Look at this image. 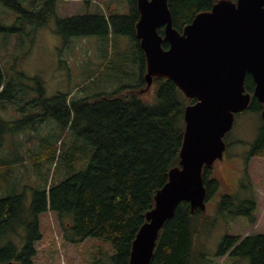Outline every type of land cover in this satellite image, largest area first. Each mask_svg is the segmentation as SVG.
<instances>
[{
  "label": "trees",
  "instance_id": "16d2710c",
  "mask_svg": "<svg viewBox=\"0 0 264 264\" xmlns=\"http://www.w3.org/2000/svg\"><path fill=\"white\" fill-rule=\"evenodd\" d=\"M57 1L0 0V4L14 10L19 19L35 24L37 30L45 27L55 15ZM81 1L87 4L91 0ZM216 1L168 0L173 27L181 32L198 12L209 10ZM124 2L128 12L122 15L107 9L106 12L59 18L57 32L65 40L91 35L102 39L109 35L128 37L131 44L120 56L124 64L138 65L135 84L122 86L111 94L83 98H69L70 94L46 98L40 86L38 97L31 99L26 93L22 94V85L7 78L0 67V109L23 102L16 108L22 115L20 119L5 121L0 118V153L7 137L13 140L31 129L35 122L53 119L60 126V133L48 159L56 167L59 162L64 163L65 172L70 173L60 182L53 178L48 182L47 177L44 178L30 201L23 191L16 193L14 190L0 197V264L9 261L34 264L35 244L41 239L39 217L46 211L60 220L67 241L102 239L114 252L108 256L110 264H129L132 243L146 221V214L154 207L156 192L168 181L170 170L179 165L184 110L195 100L186 98L166 78H153L147 87L144 55L135 34L139 19L137 0ZM158 32L162 35L163 29ZM162 46L168 48L167 43ZM244 85L252 94L255 85L250 75H246ZM148 93L151 99L145 98ZM261 110L262 105L252 97L246 111L261 118ZM261 120L250 157H264V120ZM69 127L73 133L67 144ZM89 154L86 167L78 170L76 165ZM11 164L0 154V181L6 184L4 192L12 185L6 177L12 170ZM211 169H203L206 205L220 189V182L211 175ZM237 203L235 197L223 194L216 210L247 216L254 223V199ZM198 216L204 218L205 214L200 210L191 213L189 203L181 202L160 230L150 264H199L200 255L193 244L196 232L191 225ZM66 218L71 219V224L63 223ZM221 246L217 256L230 250V256L248 259L250 264H264V235L225 238Z\"/></svg>",
  "mask_w": 264,
  "mask_h": 264
},
{
  "label": "rangeland",
  "instance_id": "374dc122",
  "mask_svg": "<svg viewBox=\"0 0 264 264\" xmlns=\"http://www.w3.org/2000/svg\"><path fill=\"white\" fill-rule=\"evenodd\" d=\"M128 12L124 0H58L55 15L45 27L35 30L33 23L19 19L17 13L0 4V67L5 76L22 85V94L33 99L38 97L41 86L46 98L58 94H70L69 98H83L99 93L111 94L122 86L138 82V65L124 64L122 54L128 51L131 41L122 35L85 36L65 40L57 32V19L93 14L97 11ZM119 66L122 68L117 69ZM24 97V96H23ZM151 99V93L145 97ZM23 102L0 109V118L14 121L21 118L16 110ZM237 115V114H236ZM262 125L258 114L238 113L233 127L225 137L227 149L220 161L214 163L211 175L220 182V189L207 202L205 217L192 220L196 232L194 247L200 255L199 264H250L245 258L230 256V250L217 256L226 238L259 234L264 235V157H250ZM60 133V126L53 119L35 122L32 128L15 136L7 137L1 155L10 161L12 170L7 173L11 187L0 181V197L12 191L24 192L27 201L33 191L47 177L60 182L70 175L65 164L57 167L50 162L51 151ZM73 130L66 131L70 141ZM91 154L77 166L86 167ZM223 194L240 200L254 199V223L250 218L235 213H220L216 205ZM205 219V220H204ZM41 239L35 244L37 254L34 264H110L108 256L114 254L109 243L102 239L87 238L69 242L64 238L62 225L56 215L46 211L39 217ZM66 218L64 224H71Z\"/></svg>",
  "mask_w": 264,
  "mask_h": 264
},
{
  "label": "water",
  "instance_id": "95a60500",
  "mask_svg": "<svg viewBox=\"0 0 264 264\" xmlns=\"http://www.w3.org/2000/svg\"><path fill=\"white\" fill-rule=\"evenodd\" d=\"M137 10L147 87L153 78H166L195 100L184 110L179 165L156 192L132 243L129 264H150L159 232L181 202L189 203L191 213L206 210L203 169L222 160L224 137L252 97L262 105L264 120V0H217L181 32L173 27L168 0H137ZM246 75L255 85L252 94L245 89Z\"/></svg>",
  "mask_w": 264,
  "mask_h": 264
}]
</instances>
